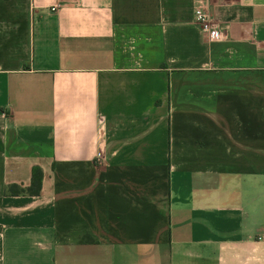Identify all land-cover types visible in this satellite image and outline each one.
<instances>
[{
	"label": "crops",
	"instance_id": "1",
	"mask_svg": "<svg viewBox=\"0 0 264 264\" xmlns=\"http://www.w3.org/2000/svg\"><path fill=\"white\" fill-rule=\"evenodd\" d=\"M0 264H264V0H0Z\"/></svg>",
	"mask_w": 264,
	"mask_h": 264
},
{
	"label": "trees",
	"instance_id": "2",
	"mask_svg": "<svg viewBox=\"0 0 264 264\" xmlns=\"http://www.w3.org/2000/svg\"><path fill=\"white\" fill-rule=\"evenodd\" d=\"M43 172L39 166H33L31 168L30 183L27 186L19 184L6 185L4 192L8 195H39L42 188Z\"/></svg>",
	"mask_w": 264,
	"mask_h": 264
},
{
	"label": "built area",
	"instance_id": "3",
	"mask_svg": "<svg viewBox=\"0 0 264 264\" xmlns=\"http://www.w3.org/2000/svg\"><path fill=\"white\" fill-rule=\"evenodd\" d=\"M53 6L51 9H54ZM194 21L200 26V28L206 32L209 41H219L224 38V31L221 28L214 27L210 23V17L208 12L200 4L194 8Z\"/></svg>",
	"mask_w": 264,
	"mask_h": 264
}]
</instances>
